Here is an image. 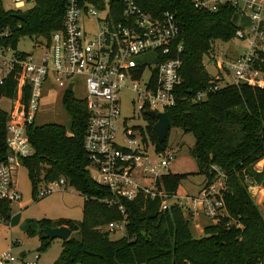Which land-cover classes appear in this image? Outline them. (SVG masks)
<instances>
[{
    "label": "trees",
    "instance_id": "1",
    "mask_svg": "<svg viewBox=\"0 0 264 264\" xmlns=\"http://www.w3.org/2000/svg\"><path fill=\"white\" fill-rule=\"evenodd\" d=\"M30 1L33 7L25 12L26 22L17 20V13L6 11L0 1V17L13 28V44L24 37L48 41L50 34L62 27L68 0ZM77 1L95 7L105 3V0ZM110 1L112 14L121 15V3ZM136 4L154 17L168 13L175 19L178 42L183 47L182 83L176 90V104L166 110L170 129L193 137L190 155L204 183L214 180L212 167L225 174L226 209L230 215L239 216L241 228H227L221 220H208L203 226V235L195 237L191 232V216L184 214L179 206L160 210L161 198L139 194L133 200L120 201L125 208L126 230L121 237L111 239L104 226L121 219V214L116 204L102 201L112 198V194L106 186L93 181L87 169L90 162L83 149V139L89 113L85 101L65 93L61 106L70 118L69 129L55 123L28 126L33 154L22 159L20 165L27 171L33 198L38 184L63 178L85 197L82 218L37 220L38 250H44L52 240L44 235L43 228L66 226L78 236L70 234L62 240L61 251L52 264L264 263V216L246 182H264V173L253 170L264 159V86L227 85L207 92L205 100L195 101L199 93L211 86L204 56H211L214 42L227 43L234 39L239 16L226 6L215 12L198 10L191 0H136ZM260 59L264 72V52ZM14 96L15 82L9 79L0 86V104ZM7 106V111L0 107V164L10 155L6 145L8 103ZM144 118L150 142L158 150L167 148L170 130L160 144L154 131L156 121L146 115ZM186 177L170 173L158 181V186L173 196ZM9 211L10 203L0 202V216L7 219Z\"/></svg>",
    "mask_w": 264,
    "mask_h": 264
},
{
    "label": "built area",
    "instance_id": "2",
    "mask_svg": "<svg viewBox=\"0 0 264 264\" xmlns=\"http://www.w3.org/2000/svg\"><path fill=\"white\" fill-rule=\"evenodd\" d=\"M0 1L3 5V0ZM8 1L14 10L6 11L26 12L20 10L29 0ZM117 1L122 11L116 17L111 12L110 0H105L102 7L68 0L61 29L52 32L48 41L37 44L38 57L17 51V44L12 43L13 28L0 17V86L9 79L15 82V96L4 100L9 104L6 145L10 155L0 164V202L11 204L20 199L15 175L20 161L33 154L27 128L35 124L41 101L52 98L54 88L63 91L61 100L65 93L73 95L76 79L82 78L86 95L81 100L89 113L83 139L90 162L87 169L92 180L106 186L112 194V198L102 201L116 204L121 214V219L104 226L109 234L124 235L127 218L120 201L133 200L139 194L161 198L160 210L177 205L191 220L202 215L210 221H223L227 228L240 229L239 216L230 215L226 209L222 171L212 167L214 180L204 183L196 194L176 192L169 196L159 188L158 181L170 174L175 150L156 149L145 133L146 126L131 130L123 121V127L119 128L120 95L128 89L127 83L132 85L139 103L137 108L143 116L147 112L166 113L176 104V90L182 83L183 47L178 42L179 30L172 15L154 17L144 12L136 0ZM191 3L195 9L208 12L221 6L231 7L240 19L235 38L245 43V49L236 57L213 59L216 75L211 77L209 89L199 93L195 101L205 100L207 92L227 85L262 88L264 0H191ZM103 12L98 17L97 13ZM81 17L95 18L96 32L91 37L82 30ZM225 76H229L230 82H225ZM43 90H46L44 97ZM66 185L63 178L40 183L35 197L41 199L56 190H65ZM195 226L199 228L198 223ZM38 259V253L28 260L19 258L10 246L0 250V264H38Z\"/></svg>",
    "mask_w": 264,
    "mask_h": 264
},
{
    "label": "rangeland",
    "instance_id": "3",
    "mask_svg": "<svg viewBox=\"0 0 264 264\" xmlns=\"http://www.w3.org/2000/svg\"><path fill=\"white\" fill-rule=\"evenodd\" d=\"M5 10H14L13 5L8 0H3ZM33 7V2L28 1L20 12H25ZM98 17H102L103 13H97ZM244 28L246 21L242 22ZM80 26L89 37L96 32L95 18L86 20L80 18ZM246 30V29H245ZM41 41L29 37L21 38L16 46L17 51L38 57L37 44ZM245 49V43L234 37L227 43L219 41L214 42L212 56H204L203 64L207 73L214 77L216 71L214 69L213 59L216 56L220 57H236ZM153 65H151L152 67ZM225 82H230L229 76H225ZM76 88L73 96L76 99H83L86 95L83 85V79H76ZM127 90H124L120 95V118L118 119L119 128L124 126L133 130V128H143L147 125L144 116L138 110V101L135 93L132 91V85L127 83ZM46 90H43V97ZM54 96L51 99L41 101L39 111L35 118V125H44L55 123L69 129L70 118L61 106V89L54 88ZM0 107L3 111L8 110L7 102L2 100ZM194 144V139L189 134H183L178 129H170L167 140V149L175 150V159L169 166L171 174L186 175V179L181 181L177 193L178 194H196L204 183V177L197 174V167L194 159L190 155V150ZM15 181L17 189L20 193V199L13 201L10 204L9 216L4 219L0 216V250L7 249L11 246V252L23 259H31L34 253L39 254L38 264H52L58 257L62 239L54 238L44 250H38L39 247V228L36 224L41 218L56 219H71L80 220L82 218V207L84 197L71 188L68 184L65 190H56L53 193L41 198H33L31 191V182L28 179L27 171L23 167H19L16 171ZM248 189L253 197V200L264 213V190H260V184H255L251 180L246 181ZM256 187H259L256 190ZM257 191V192H256ZM261 203L263 205H261ZM208 219L202 215L196 216L191 220V232L195 237L203 235L201 229ZM198 223L199 228L195 226ZM29 229L32 232H29ZM121 233L110 234L111 239H117ZM71 236L77 237V232H72Z\"/></svg>",
    "mask_w": 264,
    "mask_h": 264
},
{
    "label": "water",
    "instance_id": "4",
    "mask_svg": "<svg viewBox=\"0 0 264 264\" xmlns=\"http://www.w3.org/2000/svg\"><path fill=\"white\" fill-rule=\"evenodd\" d=\"M15 18L19 21L26 22L27 16L25 13L17 14ZM73 83L68 87V91L72 92ZM146 116L154 119V131L157 137L158 143H163L167 137L168 131L170 130V121L166 113L147 112ZM44 235L49 239L60 238L66 240L71 234V230L66 226L58 227H45L42 229ZM64 264V263H63Z\"/></svg>",
    "mask_w": 264,
    "mask_h": 264
},
{
    "label": "crops",
    "instance_id": "5",
    "mask_svg": "<svg viewBox=\"0 0 264 264\" xmlns=\"http://www.w3.org/2000/svg\"><path fill=\"white\" fill-rule=\"evenodd\" d=\"M239 21H240V19H238V23H239ZM48 99H51V98H45L44 100H48ZM21 167V166H20ZM253 170L256 172V173H264V159L263 160H261V161H259L258 163H256L254 166H253ZM260 190H264V182L263 183H260ZM259 189V187H256V190H258ZM257 192V191H256ZM84 197V196H83ZM21 198V197H20ZM84 199H85V197H84ZM261 205H263L262 203H261ZM258 206H260V205H258ZM261 208H262V206H260ZM201 229H203V227L201 228ZM122 236V235H121ZM120 236V237H121ZM10 246V245H9ZM12 246V245H11ZM10 246V247H11Z\"/></svg>",
    "mask_w": 264,
    "mask_h": 264
}]
</instances>
